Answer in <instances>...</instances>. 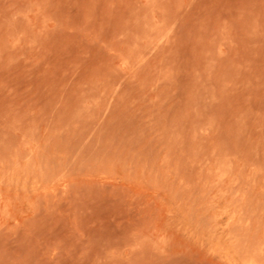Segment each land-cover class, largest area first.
<instances>
[{"label": "rangeland", "instance_id": "374dc122", "mask_svg": "<svg viewBox=\"0 0 264 264\" xmlns=\"http://www.w3.org/2000/svg\"><path fill=\"white\" fill-rule=\"evenodd\" d=\"M0 264H264V0H0Z\"/></svg>", "mask_w": 264, "mask_h": 264}]
</instances>
